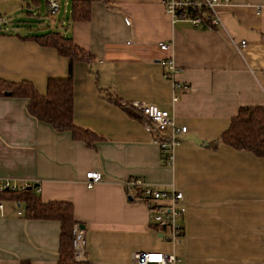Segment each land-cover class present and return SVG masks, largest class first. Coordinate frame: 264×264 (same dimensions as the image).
<instances>
[{"label":"crops","instance_id":"0c3cea01","mask_svg":"<svg viewBox=\"0 0 264 264\" xmlns=\"http://www.w3.org/2000/svg\"><path fill=\"white\" fill-rule=\"evenodd\" d=\"M218 2L220 27L205 30L171 23L159 0H89L78 20L64 1L62 20L53 18L58 27L48 31L87 56L72 63V120L97 135L92 145L28 115L25 98L0 95V179L35 184L41 202L70 203L82 225V261L131 264L130 253L143 250L172 253L180 264H264V157L210 145L239 107L264 106V0ZM48 31L0 30L1 81H26L43 94L48 78L66 76L67 59L33 37ZM165 55L175 67L170 77ZM131 101L153 103L185 126L170 164ZM89 170L102 179L85 188ZM128 177L181 193L179 244L163 240L144 205L125 194ZM0 203V264H57L58 222L29 218L5 197Z\"/></svg>","mask_w":264,"mask_h":264},{"label":"trees","instance_id":"16d2710c","mask_svg":"<svg viewBox=\"0 0 264 264\" xmlns=\"http://www.w3.org/2000/svg\"><path fill=\"white\" fill-rule=\"evenodd\" d=\"M88 1L71 0L69 19L87 18ZM33 37L39 44L54 48L58 54L67 59L66 76L48 78L43 94H39L26 81L8 83L0 80V95L4 91H9L11 96L25 98L28 115L48 123L55 131H69L73 139L85 145H92L98 138L97 135L88 129L76 126L72 120V63L86 59L85 52L76 46L70 37L62 35L59 31H48ZM217 142L264 157V106L239 107L227 128L218 138L210 142V145L214 146ZM34 188L4 191L0 193V197L22 205L23 214L25 213L29 218L51 219L58 222L57 264H88L84 261H76L72 256L73 225L77 222L73 219L71 204L64 201L41 202Z\"/></svg>","mask_w":264,"mask_h":264},{"label":"built area","instance_id":"2783aa9c","mask_svg":"<svg viewBox=\"0 0 264 264\" xmlns=\"http://www.w3.org/2000/svg\"><path fill=\"white\" fill-rule=\"evenodd\" d=\"M43 1L46 15H54L58 11L59 0ZM218 1L159 0V4L171 23L185 22L194 28L213 30L220 27V19L216 11ZM123 21L125 24L129 23L127 18H124ZM2 24L3 17L0 16V25ZM156 46L161 52L166 53L169 42L161 41ZM161 63L164 68V75L172 76L175 71L172 59L165 55L162 57ZM174 84V86L186 88L184 84ZM176 99V95H172L171 101L174 102ZM127 105L140 117L143 129L150 135L152 142L158 145L164 163L170 164L173 148L179 145L182 135L186 132L185 126L177 124L167 110L160 109L153 103L131 101ZM101 179L102 176L99 171H86L84 173V186L85 188H91ZM121 185L125 194L134 197L135 200L144 205L150 225L159 231L162 239L169 243L179 244L182 229L181 216L185 209L182 204L181 193L174 189H161L146 183L139 177H128L122 181ZM30 186L29 183H14L6 179H0V193L27 189ZM1 208L2 204L0 203ZM16 213L20 215L21 210L17 209ZM71 246L73 259L76 261L84 260L82 256L83 233L77 224L73 225ZM130 263L180 264V259L172 253L134 250L130 253Z\"/></svg>","mask_w":264,"mask_h":264},{"label":"rangeland","instance_id":"374dc122","mask_svg":"<svg viewBox=\"0 0 264 264\" xmlns=\"http://www.w3.org/2000/svg\"><path fill=\"white\" fill-rule=\"evenodd\" d=\"M64 1L66 0H59V9L54 15H46L43 0L36 6H31L30 0H0V16L3 17L4 23L3 27L0 26V30L12 31L10 32L12 34H36L54 30L58 25H52L53 18L62 20L61 16L66 9L63 5Z\"/></svg>","mask_w":264,"mask_h":264},{"label":"water","instance_id":"95a60500","mask_svg":"<svg viewBox=\"0 0 264 264\" xmlns=\"http://www.w3.org/2000/svg\"><path fill=\"white\" fill-rule=\"evenodd\" d=\"M3 95H10V92H9V91H4V92H3ZM188 139L192 140L194 143H197V144H200V145L202 144V141L199 140V139H197V138H194V137L189 136ZM35 186H36V185L33 184V185H31L30 187H27V189H30L31 187H35ZM128 198H129V197H128ZM78 228H82V225L79 224V225H78Z\"/></svg>","mask_w":264,"mask_h":264}]
</instances>
